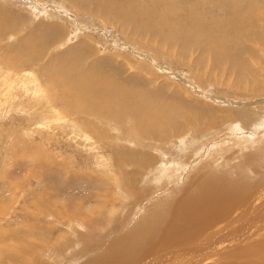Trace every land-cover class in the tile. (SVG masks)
Instances as JSON below:
<instances>
[{"label": "rangeland", "instance_id": "1", "mask_svg": "<svg viewBox=\"0 0 264 264\" xmlns=\"http://www.w3.org/2000/svg\"><path fill=\"white\" fill-rule=\"evenodd\" d=\"M137 1L155 10L160 0ZM170 1H175L177 7L193 5L204 17V2L202 6L198 0ZM79 2L0 0V264H83L100 252L102 247L98 243H110L114 238L112 243L115 238L128 235L148 207L171 190L185 187L195 193L202 186H218L234 197H239L242 191L255 192L260 199L264 197V187L259 188L264 186V71L262 77L251 82V88L245 84V71L240 86L238 83L232 86L236 75L227 71L223 63L215 73L210 64L212 58H218L216 53L187 43H160L149 35L138 37L122 29L112 13L106 17L93 4ZM116 2L124 3L123 0ZM263 13L253 14L245 22V29L256 26L255 33L264 32V26L259 23L264 19ZM50 26L56 34H52V29L47 30ZM27 39L29 45L18 49L17 45ZM262 41L256 47L245 45L256 56L263 57L259 51L262 48L264 51ZM78 45H86L110 63H117L120 66L117 78L133 75L143 79L159 100L174 101L175 112H182L181 106L196 112L203 109L205 113L213 109L215 114L204 118L211 126L196 132V127L185 124L184 120L174 129L167 122H160L165 133L161 130L157 136L169 135L155 144V139L138 136L136 125L129 120L121 125L88 116L86 120L92 122L96 132L87 133L80 120H74L72 112L64 113L62 109L70 99L71 106L74 102V108L79 106V92L73 93L74 97L64 87L77 82L61 81L54 69L52 79L51 73L39 72L49 58H57ZM30 46H35L33 51L42 50L43 46L45 55L41 62L16 70L7 67L11 59L14 63L22 60L18 55L24 50L26 55L30 54ZM59 95L63 100L55 102L54 97ZM83 96L86 97L82 93ZM249 110L256 111L254 118L259 121L252 119L254 122H251L242 113ZM228 116V121H222L221 117L226 120ZM101 138L109 146L105 147ZM121 148L136 154L149 153L155 164L146 167L137 177H126L133 169L124 165L125 171L117 168L116 151ZM197 181L204 183L198 186ZM243 219L233 218L230 224ZM118 242L104 248L108 256L114 257L118 250H123Z\"/></svg>", "mask_w": 264, "mask_h": 264}, {"label": "bare ground", "instance_id": "2", "mask_svg": "<svg viewBox=\"0 0 264 264\" xmlns=\"http://www.w3.org/2000/svg\"><path fill=\"white\" fill-rule=\"evenodd\" d=\"M77 1H86L90 6L93 4L96 11H101L103 16L107 17L108 14L112 13L115 16L114 20L120 24L122 29H128L129 33L135 34L138 37L149 35L151 39H156L160 41V43L166 42L169 45L187 43L189 45L199 46L200 49H206L212 53H216L218 58H216V60L212 58L213 60L210 64L214 67L215 73L216 70L220 68V64L223 63L227 71L235 74L236 80L231 84L232 86L236 83L240 86L242 72L245 71V84L251 88L253 81L259 79L261 72L264 71L263 48L259 50L263 53V57L261 55H257V57L254 50L249 49L250 47L245 45L248 44L252 46V44H259L260 40H263L262 45H264V32L258 31L259 33H255L253 29L254 27L256 28V26H254L253 29L250 27L252 30L248 28L246 30L244 25L246 21L252 18L253 14L256 15L258 12H264V0H232V2L229 3H227L226 0H208L209 2L207 4L205 3L206 0H198V5L203 2L205 4L203 8L204 17H201L202 14L200 15V13L195 11L193 5L177 7L175 5L176 2L170 0H158L159 2L155 0L158 2V5L154 2L155 5H157L156 8H154L155 10L146 8L138 3L137 0H123V4H118L116 0ZM189 1L190 0H188V2ZM149 4L148 7L153 5ZM212 16L213 18L209 20L208 17L211 18ZM261 20L262 19L259 20V23L263 27L264 19ZM262 27H260V29H262ZM48 29H52V34H56V30L53 29V26L48 27L47 30ZM39 40L43 41V39ZM29 43V39L22 40L17 45L18 49L24 48V46L29 45ZM159 45L160 44H158V47ZM33 47L30 46L28 48L30 50L25 48L30 51V54L26 55V51L24 50L21 52L22 55H18V57H23L19 62L14 63L11 58V60H9L10 62L5 61L8 63H6L7 67L9 66L8 68H11V70H16L19 67L22 68L27 65L41 62L42 56L45 55V53L43 54V46H41L42 50L37 48L39 49L37 51H33ZM24 52L25 54H23ZM94 52L86 45H78L75 49L72 47L63 54L58 55L57 58H49V62L44 64L46 66L43 65L39 71L41 74L44 72L50 74L54 69V71L60 74L61 81L65 82V80H68L69 83V80H74V82H77L76 85H73L74 87L72 85L64 87L65 90L67 89L66 91L70 92L69 94H71V96L73 93L77 94L79 92V97L77 98L79 106L74 108L75 99L73 100V106H71L70 101H72V99H70L68 102L69 104L66 103L65 105H68L62 109L64 113L72 112L74 114V120L78 118L80 120L79 124L88 130L87 133L92 134L91 131L96 132L92 122L86 120L88 116L98 117L108 122L121 125L125 120H129L132 124L136 125L137 128H135V131L140 134L138 136L146 139L149 137L155 139L157 141L155 144L158 143L160 139L163 141L162 138L165 135H169L166 133L163 136L165 133L163 131L164 127L160 122H167V124H170L174 129L178 124H182L181 121L184 120L185 124L194 125L196 127V132L211 126V124L207 122L208 119L205 122L204 118L215 114L213 109L211 110L208 108L211 111H206L205 113V110L202 111L203 109L196 112L181 106L182 112H175L172 106L174 101L168 102L159 100L160 97L158 98L156 93L152 92L150 86L148 87V83L144 82V80L138 76L130 75V77L126 76L125 78H120L118 76L117 78L116 76L120 71V66L117 63H110L107 59ZM245 55L248 58H246ZM6 64H4V66ZM82 65H85V68L82 67ZM57 75L58 74H56V76ZM52 76L51 73V79ZM258 85L260 84L258 83ZM52 86H54V83ZM82 93L85 94L86 97H82ZM69 94H67V96ZM62 95L66 96V93ZM62 95H59L60 97L55 96L53 100H55V102L60 100V98L63 100ZM76 104L78 105V103ZM250 106L251 105H249V107ZM175 108L178 109L177 107ZM247 112L242 113L249 117V121L254 122L252 119H255V121L258 119L259 121V118H254L255 110H249V112ZM197 115H200V118H196ZM231 116L232 115H230V117ZM240 116H243V114H240ZM240 116L236 115L238 118H240ZM222 117L221 119H224L222 120L224 122L230 119L229 116L226 120ZM213 118L220 120L218 117L213 116ZM245 118L247 119V117ZM233 119H235V117ZM79 120L77 122H79ZM245 123L247 122H244V124ZM248 124L251 126L250 122ZM249 125H247V127H249ZM166 127H169V125ZM161 130L164 133L157 136ZM182 130L185 129H181V131ZM108 136L110 137V135ZM178 136H180V134ZM201 136H203V134ZM100 141L104 143L105 147L109 146L102 138ZM251 151L253 152L252 149ZM116 153L118 154L117 168L120 171L126 170L123 168V165L129 167L128 169H133V173L131 172L132 174L129 173L126 176L131 179L133 176L137 177V175H140L149 165L152 166L155 164V159L153 160V157H149V153L147 155H145V153L136 154L133 151L123 148L118 149ZM188 170L190 171L191 169ZM205 172H207V170ZM164 174H166V172H164ZM141 182H143L142 179ZM203 183L202 181H197L198 186ZM211 186H214V184H211ZM263 187L264 186H261L259 188ZM166 195L148 207L145 214L140 217L137 225L128 235L119 236V238H115L116 240L112 243L111 241H113L114 238L110 243H105L103 241L101 244L98 243V246L102 247L100 252L94 253L92 255L93 258H90L87 262L83 261V264H264V197L260 199L255 192L243 191L239 194V197H234L225 194L218 186L217 188L202 186V188L195 193L189 192L184 187L180 190H171L169 191V195ZM241 196L243 197L240 198ZM139 202L140 201L137 203ZM237 217H243L244 219L237 220L230 224L231 219ZM118 241L122 244L123 250H118L114 257L108 256L107 249L104 248H110ZM119 242L118 244H120Z\"/></svg>", "mask_w": 264, "mask_h": 264}]
</instances>
